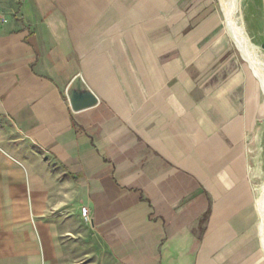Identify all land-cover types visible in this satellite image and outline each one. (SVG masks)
I'll return each mask as SVG.
<instances>
[{"label": "crops", "instance_id": "0c3cea01", "mask_svg": "<svg viewBox=\"0 0 264 264\" xmlns=\"http://www.w3.org/2000/svg\"><path fill=\"white\" fill-rule=\"evenodd\" d=\"M236 60L213 0H0V264H264Z\"/></svg>", "mask_w": 264, "mask_h": 264}, {"label": "rangeland", "instance_id": "374dc122", "mask_svg": "<svg viewBox=\"0 0 264 264\" xmlns=\"http://www.w3.org/2000/svg\"><path fill=\"white\" fill-rule=\"evenodd\" d=\"M214 7L219 15L220 19V33L224 36L225 40L228 41L233 53L236 55L237 64L245 65L248 64L243 60L240 53L236 49V46L229 36V32L226 27L225 17L220 7L219 0H213ZM240 13L238 14V24L244 26L246 34L252 44L257 58L264 63V0H240ZM241 21V22H240ZM263 108H264V96H263ZM252 174L251 180L254 187V194L256 201L258 200L262 188L264 186V112L263 117L259 121L258 127L254 134V146L252 150ZM257 204V202H256ZM258 212V211H257ZM260 215L257 214L256 220V238L259 242V227ZM260 244V242H259ZM260 254L264 263V253L260 245Z\"/></svg>", "mask_w": 264, "mask_h": 264}, {"label": "bare ground", "instance_id": "6f19581e", "mask_svg": "<svg viewBox=\"0 0 264 264\" xmlns=\"http://www.w3.org/2000/svg\"><path fill=\"white\" fill-rule=\"evenodd\" d=\"M219 3L225 17L226 27L230 34L229 36H231L236 49L243 60L248 64V68L254 77L260 82L264 96V63L257 58L256 52L250 43L244 26L238 24L237 17L241 8L240 0H219ZM256 202L257 210L260 215V223L258 227L259 242L264 253V186Z\"/></svg>", "mask_w": 264, "mask_h": 264}, {"label": "water", "instance_id": "95a60500", "mask_svg": "<svg viewBox=\"0 0 264 264\" xmlns=\"http://www.w3.org/2000/svg\"><path fill=\"white\" fill-rule=\"evenodd\" d=\"M96 98L95 96L90 93H84L81 95L78 94H72L70 96V104L74 111H79L85 108H89L96 104Z\"/></svg>", "mask_w": 264, "mask_h": 264}, {"label": "built area", "instance_id": "2783aa9c", "mask_svg": "<svg viewBox=\"0 0 264 264\" xmlns=\"http://www.w3.org/2000/svg\"><path fill=\"white\" fill-rule=\"evenodd\" d=\"M80 211H81V215H82V217L86 220V219H87V215H88V210H87V208L82 207V208L80 209Z\"/></svg>", "mask_w": 264, "mask_h": 264}]
</instances>
